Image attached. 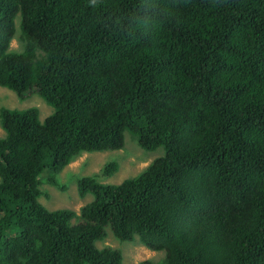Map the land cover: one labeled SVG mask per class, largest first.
<instances>
[{
	"label": "trees",
	"instance_id": "obj_1",
	"mask_svg": "<svg viewBox=\"0 0 264 264\" xmlns=\"http://www.w3.org/2000/svg\"><path fill=\"white\" fill-rule=\"evenodd\" d=\"M0 86L54 109H0V264H123L107 227L166 252L140 264H264V0H0ZM127 130L165 154L82 177L79 212L39 200Z\"/></svg>",
	"mask_w": 264,
	"mask_h": 264
},
{
	"label": "rangeland",
	"instance_id": "obj_2",
	"mask_svg": "<svg viewBox=\"0 0 264 264\" xmlns=\"http://www.w3.org/2000/svg\"><path fill=\"white\" fill-rule=\"evenodd\" d=\"M20 15L16 18L17 36L12 42L13 50H21L22 42L19 39L21 33ZM9 107L12 109H26L37 107L40 119L43 121L54 109L38 93H32L26 98H20L18 94L8 88L0 86V109ZM4 135V130L0 126V137ZM165 154L163 146L154 150L142 148L132 133L125 132V145L122 149L85 152L78 156L61 172L57 174V182L60 186L50 181L51 170L45 171L41 176L42 195L40 201L50 210L69 208L77 212L81 207L94 199V195L89 193L82 197L79 192V180L84 176H95L98 181L105 184H120L128 178L138 176L157 157ZM117 162L118 170L111 174H104L103 170L107 164ZM99 248L106 246L121 250L123 254V264H140L144 260L153 263H160L164 260L166 252L149 249L141 243L138 237L133 241H122L118 239L112 229L107 227V236L96 242Z\"/></svg>",
	"mask_w": 264,
	"mask_h": 264
}]
</instances>
